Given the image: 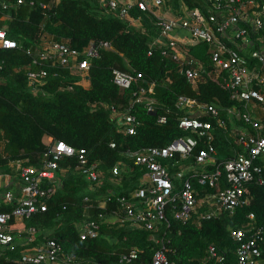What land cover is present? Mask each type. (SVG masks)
Here are the masks:
<instances>
[{"label":"trees","instance_id":"obj_1","mask_svg":"<svg viewBox=\"0 0 264 264\" xmlns=\"http://www.w3.org/2000/svg\"><path fill=\"white\" fill-rule=\"evenodd\" d=\"M8 1L12 3L9 10L0 9V28H5L8 36L18 41V47L0 48V165L24 160L25 165L40 166L51 143L46 138L52 137L77 149H86L90 161L98 162L105 170L101 183L91 191L85 176L76 169V157L61 159L55 179L43 180L45 187L56 183L60 187L48 199L46 211L27 218V226L41 230V237L55 239L65 254L76 255L75 264H80V258L91 263L112 264L122 251L133 245L141 248L142 257L150 256L152 244L147 231L114 225L100 217L101 213L104 217L106 213L112 215L120 207L118 198L130 195L140 185L146 171L134 163L127 150L165 146L177 137L188 135L179 127L180 118L189 114L178 104L181 95L228 106L234 104L229 91L208 78L199 82L187 79L180 74L178 64L171 57L164 55L161 48L152 46V38L147 33L129 26L115 11H106L101 0H42L49 4L47 9L31 7L27 1L21 5H17V0ZM181 1L188 7L201 5L198 0ZM171 3L176 7L180 5L179 0H171ZM131 13L142 15L149 22L138 7ZM3 15L7 16L4 20ZM44 33L78 50H83L92 41L112 43V49L102 48L100 56L91 61L89 88L78 84L80 79L74 77L70 67L52 65L51 61L40 66L33 63V55L42 50ZM150 49L153 55H149ZM199 49L208 60V45L203 44ZM192 55L194 59H202L198 54ZM41 68L48 73L45 84L31 85L28 72ZM114 68L140 72L146 81L135 82L131 88L122 90L112 80ZM152 82L154 92L148 95L153 99L154 111L148 110L147 100L136 102L131 113L141 125L137 134H126L112 120L110 108L103 103L125 111L130 101L137 98L135 93H140L141 87L148 89ZM94 103L96 107L92 106ZM160 114L168 117L167 123L158 122ZM112 142L116 147H111ZM203 143L201 139L199 148ZM215 145L220 160L233 148L230 140L221 135L216 138ZM174 162L163 160L171 173L177 168ZM117 163L122 166L119 180L115 182L110 179V168ZM193 181L197 182L194 178ZM203 187H199V196L207 190ZM250 188L253 195L250 204L238 207L233 216L223 214L195 224L192 220L184 223L173 220L169 212L172 222L169 258L176 264H197L206 255L207 247L214 244L225 253L226 264H237L235 250L238 243L231 236V228L243 226L248 221L247 215L254 212L255 224L262 228L264 235V185H251ZM85 195L91 196L89 203L83 202ZM108 197L111 200L104 208L98 206ZM15 204L2 205L0 211L11 210ZM64 205H67L66 209ZM82 219L94 220L100 225L97 237H80L78 222ZM260 247L264 259V242ZM11 256L15 261L20 252L1 251L0 264H15Z\"/></svg>","mask_w":264,"mask_h":264},{"label":"built area","instance_id":"obj_2","mask_svg":"<svg viewBox=\"0 0 264 264\" xmlns=\"http://www.w3.org/2000/svg\"><path fill=\"white\" fill-rule=\"evenodd\" d=\"M25 1L31 7L40 6L49 8V4L42 0H17V5ZM58 1V0H56ZM103 4L117 11L121 19L138 7L141 11L156 16L160 39H155L152 46L162 49V53L171 57L178 64L180 74L189 80L202 81L206 78L217 82L229 91L232 106H226V115L238 118L250 128L233 130L231 137L241 148L234 155L223 160L217 158L215 147L214 125L209 117L216 119L218 127H224L225 120L221 117L220 106L217 103H205L196 98L181 95L179 106L189 112L179 120V127L188 131L186 136H180L165 146H148L131 153L136 165L143 166L145 172L140 179V185L130 195H121L118 198L120 207L115 209L113 216L120 224L130 225L132 228L152 231V253L150 258H140L139 248L133 247L119 255L116 264H175L169 258L171 238L165 230L170 226L167 212L180 222L193 220L201 223L205 219L218 217L224 212L233 214L236 207L249 204L250 199L247 184H264V121L253 117L262 110L264 115V0H208V10L200 6L188 7L182 13L165 18L163 13L155 11V7H164L166 0H132L121 3L115 0H103ZM12 3L0 0V9L7 11ZM5 16L2 17L4 19ZM176 25L187 29L194 42L208 45L207 50L210 64L204 65L190 55L186 47L172 35ZM44 26V25H42ZM52 37V36H51ZM48 33L42 35L41 51L33 55V63L37 66L51 61L52 65L70 67L73 73L87 70L91 61L98 58L102 48H109L107 41L93 42L83 50L70 47L65 42L56 41ZM18 42L8 36L5 29H0V48H17ZM192 52V51H191ZM149 55H153L150 49ZM2 65L0 64V71ZM46 69L30 70L28 80L31 85L45 84ZM113 82L122 90L132 87L135 82L146 81L142 73L128 71L120 68L113 69ZM154 92V82L148 89L141 87L140 93H135L136 99L130 101L125 111L119 110L116 105H107L112 111V118L120 130L126 134L135 135L141 125L139 119L131 113L136 102L147 100L148 110L154 111L153 99L148 93ZM96 107L94 103L92 105ZM159 123H167L168 117L164 114L158 116ZM204 143L199 148V141ZM111 147H116L112 142ZM76 157V169L83 173L90 183V190L101 183L105 170L100 168L98 162H91L84 148L76 149L64 141H55L44 152L40 166L26 165L22 167L21 178L23 185L18 197L11 191L5 195L7 203H15L10 211L0 212V254L1 248L16 250V237L13 233L15 223L20 219H27L40 211L48 209L47 200L53 196L60 187L59 183L43 186L44 179H54L55 170L59 161L65 157ZM175 160L177 170L174 175L170 173L169 166L163 160ZM122 163L110 168L112 181L118 182ZM199 168V169H198ZM201 170V171H199ZM188 174H191L190 176ZM193 176V177H191ZM117 177V178H116ZM207 188L199 196V187ZM222 179L226 183L222 184ZM208 188H213L214 192ZM90 195H85L83 202L91 201ZM107 201L98 206L104 208ZM64 209L67 205L63 206ZM194 215L196 217L194 218ZM100 217L106 220V214ZM250 219L255 214H249ZM82 239L97 237L99 226L94 220H84L80 224ZM29 229L37 230L35 227ZM250 230V229H249ZM243 228H232V236L238 242L236 248L237 264H262L264 259L260 244L264 242L262 228H253L247 235ZM34 232V231H33ZM31 233V231H30ZM30 233L25 237L28 242ZM76 255H67L62 245L55 239H45L40 245L32 246L23 251L19 262L21 264H75ZM225 264V255L219 253L215 245L208 248L207 257L200 264ZM80 264H91L81 262ZM102 264V263H96Z\"/></svg>","mask_w":264,"mask_h":264},{"label":"crops","instance_id":"obj_3","mask_svg":"<svg viewBox=\"0 0 264 264\" xmlns=\"http://www.w3.org/2000/svg\"><path fill=\"white\" fill-rule=\"evenodd\" d=\"M102 1L103 0H101L102 7L106 11H108V10L114 11V10L110 9L109 7H106ZM106 1H108V0H106ZM115 1H120L121 3H126L128 1L131 2L132 0H115ZM179 2H180L179 7H176L174 4L171 3V0H166L165 6L161 7V8L155 7V9H156L155 11H157L158 13H163L165 15V18H171V15H173V14H176L175 16H177L178 13H182L183 10L188 8L186 3H184L181 0H179ZM198 2H200V4H201L200 7L202 9L208 10V7H209L208 0H198ZM115 12L118 13L117 11H115ZM143 13L146 14V17L148 18L149 22H146L145 19L142 17V15L136 16L133 13H129L126 16V19H123V20L129 26L138 27L143 32L147 33L152 38V44H153V41L155 39L156 40L157 39L162 40V38L160 37V31H158L159 28L157 27L158 25L156 23V20H157L156 16L153 15L152 13H146V12H143ZM180 29L185 30L186 33H181ZM172 35H173V37H175L178 41H180L186 47V50L188 52H190L189 53L190 55H192L194 53V54H198L199 56H201L202 59H200V58H196V59L198 61H200L204 65L205 68L207 67L208 64H210V58L208 57V60H207V58L205 57V53L203 55L199 49V47L202 49L203 44H197L196 42H194L192 37H191L190 32L187 29L181 27L180 25H176L175 29L172 31ZM50 37H51V35H50ZM192 47H195V48H193L192 52H191ZM208 49L210 50L209 47H208ZM193 58H195L194 55H193ZM204 58H205L206 62L204 61ZM78 73L82 76V79H80L78 81V84L83 85L85 88H89L91 83H90V80L88 77V71L82 70L80 72H75L74 74L76 75ZM105 104L110 105L108 103H105ZM259 113L260 114H258V115H262L263 114L262 110H259ZM111 118H112V111H111ZM112 120L114 122H116L115 119L112 118ZM46 139H47V141H51L52 137H47ZM232 144H233L232 150L229 149L226 152V153H229V155L224 156V159H225V157L227 158V157L235 154V151L233 149L236 146V144L235 143H232ZM217 151H218V148H217ZM217 157H218V153H217ZM23 166H25L24 160H14V161H10L9 163L0 165V207L2 205L7 204V202L5 200V195L7 192H9V191L13 192L16 195V197H18L20 195L21 187L23 185V180L21 178V170H22ZM176 170H177V168H176ZM89 188H90V185H89ZM47 202H48V200H47ZM0 212H2V211H0ZM26 220H27L26 218L23 220L22 219L17 220L15 223V228L13 229V233H15V237L18 238V244H19V250H20L19 252L20 253H22L23 251L28 249V247L40 245L43 241H45V239H49L46 237H41V230L35 231L33 229H29L30 227L27 226ZM84 220H86V219H82L79 222L84 221ZM30 231H31V233H30ZM27 233H30L29 238L30 237L33 238L31 242H28L26 240V238H28V237H25ZM7 249H8L7 247L1 248L2 251H5ZM10 253L12 254L14 252H10ZM12 259H14V257H12ZM59 264H65V263L63 261H60Z\"/></svg>","mask_w":264,"mask_h":264},{"label":"clouds","instance_id":"obj_4","mask_svg":"<svg viewBox=\"0 0 264 264\" xmlns=\"http://www.w3.org/2000/svg\"><path fill=\"white\" fill-rule=\"evenodd\" d=\"M3 16H5V18L7 17L6 15H3ZM2 16V17H3ZM4 20V19H3ZM0 29H5V28H0ZM6 30V29H5ZM12 38V37H11ZM14 39V38H13ZM14 40H16V39H14ZM17 41V40H16ZM18 42V41H17ZM108 42V41H107ZM110 43V47L109 48H107V49H112V43L111 42H109ZM134 71V70H133ZM151 84V83H150ZM149 84V85H150ZM154 87H155V85H154ZM35 91V90H34ZM150 96V95H149ZM219 106H220V110H221V117H223L224 118V120H225V125H224V127H221V129L218 127V124H217V121H216V119H211V118H209V117H207L206 116V119L207 120H211V122L213 123V125H214V127H213V129H212V131L213 132H215V140H214V143H215V141H216V138L219 136V135H221V136H224V137H226L227 139H229L230 140V142L231 143H235L236 144V142L234 141V139L231 137V135L233 134V130H243V129H250V131L253 129L252 127L250 128L245 122H243L241 119H238V118H231V117H228L227 115H226V109H224V107H226V106H221L220 104H218ZM233 105V104H232ZM232 105H228V106H232ZM253 117H255V118H258V119H263V121H264V115H253ZM202 119H205V117H203ZM183 130V129H182ZM184 132H187L188 134H189V132L188 131H184ZM58 141H60V140H58ZM49 142H55V140H53V138H52V140L51 141H49ZM50 143V144H51ZM50 144H49V146H50ZM68 144V143H67ZM70 145V144H69ZM48 146V147H49ZM74 147V146H73ZM215 147H216V145H215ZM76 148V147H75ZM48 149V148H47ZM77 149V148H76ZM216 149H217V147H216ZM235 152H237L238 150H241V148L236 144V146L234 147V149H233ZM217 153H218V151H217ZM65 157H68V156H65ZM64 158V157H63ZM62 158V159H63ZM218 158V157H217ZM219 159V158H218ZM220 160V159H219ZM221 160H223V159H221ZM26 166V165H25ZM80 172V171H79ZM171 173V172H170ZM172 175H174L175 174V172L174 173H171ZM189 175V174H188ZM190 176V175H189ZM117 178V177H116ZM55 179V178H54ZM51 181L53 180V178L52 179H50ZM119 180V179H118ZM116 182V181H115ZM222 184H226L225 182H223L222 181ZM251 185H258L259 186V184H256V183H248L247 184V188H248V193L246 194L248 197H249V199H250V202H251V199H252V193H251ZM264 185V184H263ZM139 187V186H138ZM209 189V191H211V188H208ZM213 189V188H212ZM95 190V189H94ZM93 191V190H92ZM134 191V190H133ZM132 191V192H133ZM211 192H214V189L211 191ZM16 196V195H15ZM128 196V195H127ZM84 199V198H83ZM250 202H249V204H250ZM243 205H246V204H243ZM243 205H239L238 207H241V206H243ZM238 207H236V209L238 208ZM13 209V208H12ZM11 209V210H12ZM236 209H235V212L233 213V214H230L229 212H224L223 214H228L229 216H233L235 213H236ZM7 211H10V210H7ZM3 212V211H2ZM171 213V211L169 210L168 212H167V216H168V218H169V220H170V226H165V230H167V234H168V236L171 238V234H172V222H171V218L173 219V220H176V219H174L173 217H172V213H171V218L169 217V215H168V213ZM251 213V212H250ZM249 213V214H250ZM254 213V212H253ZM223 214H221V215H223ZM249 214L247 215V217H248V221L243 225V226H241V227H232V228H243V229H245V230H248L247 231V235H249L250 233H251V231L253 230V228H256L257 227V225L255 224V219H256V216H255V218L254 219H250L249 218ZM255 214V213H254ZM221 215H219L218 217H213V218H209V219H216V218H219ZM196 217V215H194V218ZM205 220H207V219H205ZM106 222H109V223H114V225H116V224H119V225H122V224H120L118 221H115V218H114V216L113 215H110V216H108L107 215V213H106V220H105ZM176 221H178V220H176ZM190 221V220H189ZM193 221V220H192ZM204 221V220H203ZM202 221V222H203ZM82 222V221H81ZM81 222H78V228H79V230H80V226H79V224L81 223ZM180 222V221H179ZM188 222V221H187ZM194 222V221H193ZM201 222V223H202ZM184 223V222H183ZM195 224H199V223H196V222H194ZM122 226H125V227H129V228H132L130 225H127V224H124V225H122ZM232 228H231V230H230V232H231V236H232ZM259 228V227H258ZM132 229H135V228H132ZM250 229V230H249ZM135 230H141V229H135ZM145 231H147V230H145ZM148 232V234H149V240H150V242H151V244H152V241H151V234L153 233L152 231H147ZM264 236V235H263ZM81 237V236H80ZM89 238H94V237H89ZM232 238H233V236H232ZM234 239V238H233ZM235 240V239H234ZM236 241V240H235ZM171 242H172V238H171ZM237 242V241H236ZM238 243V242H237ZM15 245H16V250H14V251H11V250H9L10 252H16V251H20L18 248H19V244H18V238L16 237V243H15ZM210 245H212V244H210ZM209 245V246H210ZM214 245V244H213ZM170 246H171V243H170ZM209 246L207 247V253H208V248H209ZM238 246V245H237ZM260 246H261V244H260ZM133 247H137V248H139V251H140V247L139 246H137V245H133V246H131L130 248H128L127 250H125V251H122V252H127V251H129L131 248H133ZM29 248V247H28ZM217 248V247H216ZM170 249H171V247H170ZM218 249V248H217ZM219 251V250H218ZM121 252V253H122ZM120 253V254H121ZM151 253H152V245H151ZM207 253H206V255L203 257V258H201L200 260H198V262H197V264H200L201 263V261L204 259V258H206L207 257ZM219 253H221L222 254V252L221 251H219ZM22 254H23V252L22 253H20V256L19 257H17L16 258V260L14 261V259H12L14 262H15V264H21L20 262H19V259L21 258V256H22ZM119 254V255H120ZM169 254V253H168ZM224 255H225V253H223ZM235 255H236V250H235ZM151 257V254H150V256H148V257H142V255H141V251H140V258H142V259H144V258H150ZM236 257H237V255H236ZM118 258H119V256H118ZM80 261L81 262H86V263H91V262H87V261H83L81 258H80ZM117 261H118V259H117ZM117 261L116 262H114V263H112V264H116L117 263ZM173 261V260H172ZM212 264H216L215 263V260L214 259H211V261H210ZM225 262H226V255H225ZM236 262H237V259H236ZM91 264H96V263H91ZM102 264H104V263H102ZM176 264V263H175ZM222 264V263H221ZM226 264V263H225ZM262 264H264V263H262Z\"/></svg>","mask_w":264,"mask_h":264},{"label":"rangeland","instance_id":"obj_5","mask_svg":"<svg viewBox=\"0 0 264 264\" xmlns=\"http://www.w3.org/2000/svg\"><path fill=\"white\" fill-rule=\"evenodd\" d=\"M180 32L181 33H186V31L185 30H182V29H180ZM75 78H78V79H82V76L78 73V74H76L75 76H74ZM217 156V155H216ZM218 157H220L219 156V150H218ZM222 159H224V157L222 158ZM10 205V204H13L12 202H10V203H7L6 205Z\"/></svg>","mask_w":264,"mask_h":264}]
</instances>
